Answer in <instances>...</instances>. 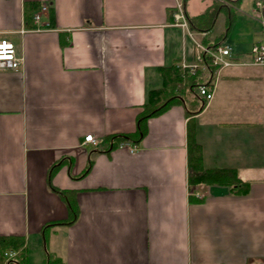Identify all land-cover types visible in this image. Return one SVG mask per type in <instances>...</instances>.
Wrapping results in <instances>:
<instances>
[{
  "label": "crops",
  "instance_id": "1",
  "mask_svg": "<svg viewBox=\"0 0 264 264\" xmlns=\"http://www.w3.org/2000/svg\"><path fill=\"white\" fill-rule=\"evenodd\" d=\"M178 1L0 0V38L24 57L18 70L0 69V235L23 237L29 264H46L47 251L59 259L50 264H264V76L244 61L262 29L238 35L245 50L226 39L257 0H183L190 17L224 5L211 30L193 31L206 46L231 45L234 64L202 110L187 91L190 115L175 103L146 121L135 152L108 150L109 135L136 130L148 92L163 84L159 69L194 61L192 38L170 16ZM43 2L38 30L24 6ZM190 129L198 169H235L252 182L248 194L190 189ZM89 133L104 144L83 145ZM62 159L52 184L74 191L79 214L43 233L69 216L48 181Z\"/></svg>",
  "mask_w": 264,
  "mask_h": 264
},
{
  "label": "trees",
  "instance_id": "2",
  "mask_svg": "<svg viewBox=\"0 0 264 264\" xmlns=\"http://www.w3.org/2000/svg\"><path fill=\"white\" fill-rule=\"evenodd\" d=\"M242 0H231L235 5H239ZM264 4V0H263ZM224 6L217 1L211 4L203 13L196 16H188L190 27L197 31H209L211 30L217 14L221 7ZM38 4L26 3L24 6V15L27 22H32V13L37 10ZM264 12V7H263ZM170 16H173V11L170 12ZM219 43L210 45L215 47ZM205 64L207 66L208 73L214 76L218 66L213 64L211 60L206 57ZM162 77L163 84L160 88L150 90L147 94L146 103L143 105V109L137 115L136 130L128 133H115L108 136L110 148H114L118 143L123 141H131L135 144L141 143L147 133L146 121L154 116L160 115L170 106L175 103L183 104L186 108V113L190 115L189 106L184 95L187 91L196 92L195 88L203 83L201 77V70H198L196 74L189 75L184 79V72L181 71L175 64L159 69ZM196 94V93H195ZM199 110H202L206 106V102L199 97ZM188 149H189V175L188 183L190 189H193L196 185L201 183H219L230 185L233 194H248L252 186V182L249 180H243L239 177L237 170L235 169H222V170H206L201 171L198 169L201 166V146L193 135V130L188 132ZM64 159L59 160L50 169L49 183L51 188L59 193L65 202L69 216L67 219L54 221L50 224H46L43 228L45 230L52 225L58 224H70L74 222L79 214V209L76 202L74 191L58 188L52 184L53 174L63 165ZM92 166V160L88 164V168L79 177L86 175ZM15 249L18 250V254L15 258L5 261V252ZM27 252L25 251V240L23 237L17 235H0V264H23V257ZM47 262L50 264L52 260H59L58 257L52 255L47 251ZM6 262V263H5Z\"/></svg>",
  "mask_w": 264,
  "mask_h": 264
},
{
  "label": "built area",
  "instance_id": "3",
  "mask_svg": "<svg viewBox=\"0 0 264 264\" xmlns=\"http://www.w3.org/2000/svg\"><path fill=\"white\" fill-rule=\"evenodd\" d=\"M49 12V5L42 3L40 9L33 14L34 23L37 24V29H41L42 16ZM253 14L260 21L262 33L264 36V12L263 2L261 0L256 1L253 9ZM174 25L180 26L187 30L190 36L193 37V33L189 30V23L184 13L183 5L181 2L177 3V10L174 12ZM205 56H208L214 64L219 65L220 68L230 66L232 64V48L229 45H219L216 48H208L203 46L200 42L195 41V60L196 63L187 64L184 60L180 66L184 72V76L188 73L194 74L200 67V64L204 61ZM24 57L19 55L15 45L5 39H0V69H18L23 64ZM251 63L261 66L264 72V37L261 40L255 42L251 48ZM215 91V83L210 82L208 84L200 85L198 87V93L207 101L213 98ZM83 145L91 144L94 147H99L102 144V139L96 135L89 133L82 141ZM121 148L125 147L130 152H135L137 147L135 145L122 142L119 145ZM199 198L200 194L195 193ZM16 255V251H9L5 253V256L10 258Z\"/></svg>",
  "mask_w": 264,
  "mask_h": 264
},
{
  "label": "rangeland",
  "instance_id": "4",
  "mask_svg": "<svg viewBox=\"0 0 264 264\" xmlns=\"http://www.w3.org/2000/svg\"><path fill=\"white\" fill-rule=\"evenodd\" d=\"M251 7L252 6L250 4L248 6L249 9L248 8L241 9L239 14L244 16V20H241L239 22L237 21V23L234 25L233 34H231V36L226 38L227 42H228V39L230 38L231 42H228V43L231 44L232 46H233V44H232L233 42L232 41H234V42L237 41L238 44H241L240 46L238 45V48H244V50H245V48H248L247 42L246 41H240V40H245V36L247 37V39L250 38L253 34H255V29L256 30L257 29L260 30L259 28L261 26L259 20L256 19L255 16L253 15ZM218 31H219V29L216 27L214 33L216 34V33H218ZM238 35H239V39L240 40H237ZM244 61L251 62V58L249 56L245 57ZM249 68L250 69L252 68L253 71H256V72H260L261 71L262 75H263V68L262 67L252 65ZM22 263L23 264H29L27 261H23V260H22Z\"/></svg>",
  "mask_w": 264,
  "mask_h": 264
}]
</instances>
